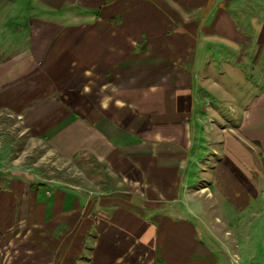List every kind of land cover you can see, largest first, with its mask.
<instances>
[{
	"label": "crops",
	"instance_id": "obj_1",
	"mask_svg": "<svg viewBox=\"0 0 264 264\" xmlns=\"http://www.w3.org/2000/svg\"><path fill=\"white\" fill-rule=\"evenodd\" d=\"M0 25V113L49 153L0 138V264H264V0H0Z\"/></svg>",
	"mask_w": 264,
	"mask_h": 264
},
{
	"label": "rangeland",
	"instance_id": "obj_2",
	"mask_svg": "<svg viewBox=\"0 0 264 264\" xmlns=\"http://www.w3.org/2000/svg\"><path fill=\"white\" fill-rule=\"evenodd\" d=\"M1 26L2 25H0V27ZM8 35H9V33H7V32L0 33V44L5 43V40H6V43L11 46L12 43L10 41L7 42V36ZM239 92H241V90H239ZM0 138H5V139L11 141L12 144L11 145L9 144L10 151L15 156L23 157V153L25 151V153H27L28 157L31 156L34 158H38V156H40L44 153L45 156H47L49 158V153L46 151L44 145L39 144V143H33L32 141H30L28 139V135H26L23 132L22 123L19 122V120L16 117L7 115L4 112L0 113ZM86 161H87L86 159L75 160L73 162V165H72V163H64L61 178L70 181V180H72V178L76 179V178H79L80 176L82 177V175L80 174V176H75L76 178H74L73 176L71 178L70 177L71 169H69V168L71 166L73 168L78 167L79 169L85 170V168L87 167ZM82 184H85V181L82 182ZM80 188H81L80 189L81 192L83 194H86L88 192L87 190L90 187H80ZM213 221H214V218L212 217L211 222H213ZM76 233H79V232H76ZM79 235H81V233H79ZM13 242H14L13 244L7 245V246H9L10 248H12L14 246L18 247V248L29 247V246L34 245L35 243L37 244L38 241H35V242L31 241L30 242L29 240H14ZM61 242H64L66 244L63 246V244H64L63 243L62 246H63V248H66L70 253H71L72 249L73 250L75 249V241L74 240H69L68 242L67 241H61ZM79 244L83 248L85 241L82 243H79ZM48 247L49 246H47V248ZM57 248L61 249V245L58 244ZM69 258H70V254H69V256H65V262Z\"/></svg>",
	"mask_w": 264,
	"mask_h": 264
}]
</instances>
